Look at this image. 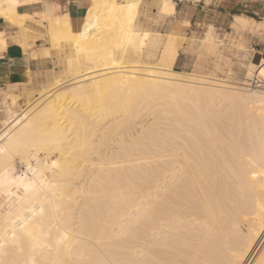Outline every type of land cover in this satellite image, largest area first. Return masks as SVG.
I'll list each match as a JSON object with an SVG mask.
<instances>
[{
    "label": "bare ground",
    "instance_id": "obj_1",
    "mask_svg": "<svg viewBox=\"0 0 264 264\" xmlns=\"http://www.w3.org/2000/svg\"><path fill=\"white\" fill-rule=\"evenodd\" d=\"M147 4L48 14L51 46L93 71L69 84L78 105L48 90L0 133V264H264V85L217 78L210 37L175 70L181 42L140 25Z\"/></svg>",
    "mask_w": 264,
    "mask_h": 264
},
{
    "label": "crops",
    "instance_id": "obj_2",
    "mask_svg": "<svg viewBox=\"0 0 264 264\" xmlns=\"http://www.w3.org/2000/svg\"><path fill=\"white\" fill-rule=\"evenodd\" d=\"M12 1L15 0H0V121L5 113L6 105L9 106V97L16 95V89L22 92L34 81L38 73L47 70L51 55L46 33L47 8L49 4L61 5L65 0H16L15 4ZM172 1L174 2L172 15L159 12L153 0L140 8V14L144 12L150 17L151 22L146 25L147 28L161 35L176 37L181 42L174 66L179 64L180 71L183 73H190L187 70L191 64L193 68L194 62H190L195 60L193 53L200 40L204 38L210 37L215 42L221 41L220 57L217 59L220 60L218 63L226 67L224 51L229 43L236 40L238 48H247L248 45L246 46L242 38H235L232 35L226 38V44L215 34L225 29L232 30V34L255 33L261 30L264 34V0ZM73 5L75 4L71 3L69 7L67 5L69 12ZM159 18L163 20V23L158 24ZM243 19L248 24L246 29H243L240 23ZM156 23L161 24V29L155 26ZM249 46L252 48L256 46L255 38ZM253 49L248 71L252 64L256 65L254 61L262 56L261 49ZM261 63V69H263L264 57ZM258 70V68L253 70L254 78Z\"/></svg>",
    "mask_w": 264,
    "mask_h": 264
},
{
    "label": "rangeland",
    "instance_id": "obj_3",
    "mask_svg": "<svg viewBox=\"0 0 264 264\" xmlns=\"http://www.w3.org/2000/svg\"><path fill=\"white\" fill-rule=\"evenodd\" d=\"M63 4L58 6L55 4H49L47 8V16L52 11V9H53L52 11L53 14L52 13L51 14L53 16H58L63 11V6H62ZM84 6H85L84 3L81 2L73 5L72 10L70 11L72 18L78 19L83 13ZM138 22L140 23L141 26L145 27L151 21H150V17L143 12L139 16ZM157 22L158 24L159 22L163 23V20L159 18ZM48 23L49 22L47 21L46 24L47 29L49 28ZM158 24L156 23L155 26L161 29V24L160 25ZM215 35L220 40H222L223 43L226 44H227L226 38L232 35L235 38L236 37L242 38L245 41L246 46L248 45L247 48H238L236 46V40H233V42L231 41L227 46L226 50L224 51L226 57L225 59L227 60L228 66H226V68L224 67L223 69L225 70L221 71L224 72L223 74L221 72L219 73L218 71L216 73V75L218 74L216 77L217 78L222 77L221 79L224 78V80L235 85H240V86L245 85L247 86V89H251V90H257L259 85H264V79L261 78L260 72L258 73L259 70L257 71L255 78L253 76V73L248 74V66L249 64H251L250 55L254 51L253 48L261 49L260 52H262V56H259V59L254 61V64L256 65L260 64L261 59L264 57V42H263L264 34L262 30L261 32L256 31L255 33L243 32L238 34H232V30L225 29L221 32H218ZM253 38L256 39V46L252 48L249 46V44L251 43ZM47 39H48V34H47ZM48 42H49L48 43L49 48L51 50V55L49 58L50 62L47 70L45 72L43 71L42 73H38L35 76L34 81L31 84H29L24 90H22V92L21 91L18 92L16 89V95H11L9 97V106L7 107L6 105L5 113L3 114L2 120L0 121V133H2L6 128L11 127V125L16 122L15 119L19 117L26 110H30L32 106L35 105L33 109H31V111H33L35 108L36 109L39 108L41 106L40 102L43 99L41 97L42 96L46 97L47 92H49L48 90L52 91L53 89H55V91L53 92L61 95V98H59L61 103H65V104L68 103L69 106H73V107L78 105V102H76V99L73 97L72 94L75 87L74 86L70 87L69 84L71 82L74 83L75 80L76 82H78L80 78L82 79L84 75L90 73V71L92 72L93 67L91 64L84 61L83 56H78L76 55L77 53L74 54L76 50L71 45V43L61 41L57 44L58 46L56 45L57 46L56 47L54 45L51 46L49 39ZM71 46L73 48H71ZM190 62L193 63L194 61H190ZM191 66L192 64L188 66L187 71L192 70ZM174 69L180 71L179 64H176L174 66ZM66 82L67 84H65ZM64 86H66V88ZM56 91H58V93ZM89 91L91 92V88H89L88 92ZM57 155H59L58 152L56 153V151L55 152L53 151L52 155H50L49 157H58ZM16 166H17L16 174L21 175L24 169L21 168L19 163H17Z\"/></svg>",
    "mask_w": 264,
    "mask_h": 264
}]
</instances>
